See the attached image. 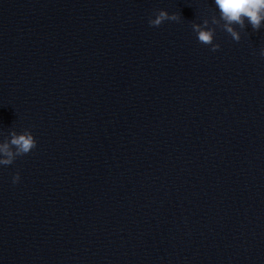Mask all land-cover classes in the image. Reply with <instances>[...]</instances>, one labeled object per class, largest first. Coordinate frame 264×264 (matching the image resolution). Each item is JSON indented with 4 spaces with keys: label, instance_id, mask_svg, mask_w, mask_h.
<instances>
[{
    "label": "clouds",
    "instance_id": "9594fccd",
    "mask_svg": "<svg viewBox=\"0 0 264 264\" xmlns=\"http://www.w3.org/2000/svg\"><path fill=\"white\" fill-rule=\"evenodd\" d=\"M214 4L218 9V16L213 14L210 20L205 18L202 23L191 24L198 42L211 46L210 50L213 52L219 50L220 44L214 42L216 28L210 25L218 26L236 42L240 41L241 30L245 29L246 23L251 25L253 31L264 27V0H214ZM180 19V15L161 9L149 17L148 24L159 27L165 21L179 22ZM259 55L264 57V48L260 49ZM9 137L0 141V166L12 165L18 157L28 155L37 147V140L28 129L19 133L12 130ZM19 181L20 174L17 172L12 182L16 184Z\"/></svg>",
    "mask_w": 264,
    "mask_h": 264
}]
</instances>
